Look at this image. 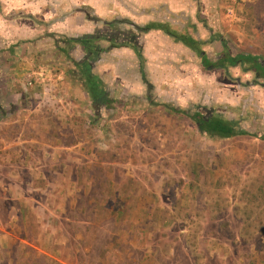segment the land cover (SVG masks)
Returning <instances> with one entry per match:
<instances>
[{
  "label": "rangeland",
  "instance_id": "1",
  "mask_svg": "<svg viewBox=\"0 0 264 264\" xmlns=\"http://www.w3.org/2000/svg\"><path fill=\"white\" fill-rule=\"evenodd\" d=\"M72 1L70 11L84 8L93 24L95 15L105 23L116 20L114 26L101 24L96 34L135 31L131 24L118 25L121 18L139 25L161 21L198 35L212 62L223 51L220 36L233 53L264 56V0ZM165 34L150 40L138 36L147 74L157 84L155 101L215 107L238 118L235 107L250 94L238 89L236 78L245 83L254 74L229 68L233 84L227 95L230 77L224 70L204 69L199 54ZM36 45L24 46V57L40 59L28 66L37 72L27 71L26 80L35 83L23 92H34L29 106L53 107L38 94L50 97L60 87L58 77L63 85L78 87L70 55L79 60L84 52L79 46L66 53L48 42ZM117 49L116 64L105 78L97 69L102 58L93 62L94 72L117 97L110 108L94 111L88 95L79 105L65 101L66 116H58L61 110L49 117L31 114L48 122L40 132L57 142L48 151L64 158H54L55 168L50 160L38 161L36 176L0 175V264H264V140L209 137L189 117L148 101L146 88L137 85V55L127 46ZM255 89L254 102L263 108H251L256 106L262 118L244 124L261 136L264 89ZM11 167L0 169L8 173Z\"/></svg>",
  "mask_w": 264,
  "mask_h": 264
},
{
  "label": "crops",
  "instance_id": "2",
  "mask_svg": "<svg viewBox=\"0 0 264 264\" xmlns=\"http://www.w3.org/2000/svg\"><path fill=\"white\" fill-rule=\"evenodd\" d=\"M72 5H75L72 0H0V104L2 109H4V114L0 112V168L3 164L14 166L10 168L8 173H3L0 169V175L9 174L12 177H19L28 174L36 176L40 174L39 167L36 165L38 161H44V164L47 165L50 160L51 167L55 168L54 158H64L61 152L56 156V151H48L52 148H57V146H53L54 143H57L56 141L52 140V138H47L40 132V129L50 126L48 122H43L42 119L37 121L33 119L31 114L34 113V117H36L37 112H45V116L49 117L50 114L52 115L54 112L61 110L57 113L58 116H66V113L63 112L70 113V110L63 109L64 102L66 101L67 106L68 102L73 104L80 103L81 100L86 102L88 93L78 80H76L78 87H71L65 85V83L63 85L65 81L58 77L55 80L58 81L60 87H56V91H51L52 87L50 88L47 85L43 87L44 89H50V97L43 92L38 94L42 101L48 102L52 100L51 103L53 105L56 104V106L52 105L53 107L43 108L39 105L29 106L28 98H32L31 95L34 92L25 93L23 88L27 89L35 83L29 77L26 80V75L28 74L27 71L37 72V70L28 66L34 63V59L39 63L40 56L35 58L32 56L24 57L26 52L24 46L27 44L30 45V48L31 46L35 48L36 44L39 45L40 42H48L53 44L52 47H55V40L49 35L50 33L77 36L87 33L93 34L98 28L102 29L103 25L101 24L105 21L102 17L95 15L96 17H93L95 23L93 24L92 19L87 17V10L81 8L71 12L70 7ZM68 9L69 11H67ZM39 17H42V19H39ZM55 17L57 21L53 19ZM162 32L161 30H151L144 34V37L150 40L151 37H160ZM79 51L81 52L82 50L79 49ZM133 52L135 53L134 50ZM237 52L248 53L241 50ZM118 54L119 50L113 48L109 52L104 53L102 60L98 61L97 69H101L100 74L104 78L116 64L117 60L115 58ZM250 54L257 55L256 53ZM135 55L137 54L135 53ZM106 57L108 58L106 59ZM45 58H48V56ZM145 59L147 62V58ZM54 61L56 62L57 60L54 59ZM48 62H46L47 65H53L50 61ZM49 66H47V69H50ZM25 68L28 69L26 70ZM53 68L56 69L55 66ZM49 72L51 73V69ZM43 74H46V72H43ZM141 76L138 78L137 85L139 86L138 88L145 90L146 86ZM51 78L54 79L53 77ZM152 82L157 89V84L154 81ZM80 107L78 106V108ZM80 112L83 113V110ZM79 144L81 143L79 142ZM46 154L48 155L46 156Z\"/></svg>",
  "mask_w": 264,
  "mask_h": 264
},
{
  "label": "trees",
  "instance_id": "3",
  "mask_svg": "<svg viewBox=\"0 0 264 264\" xmlns=\"http://www.w3.org/2000/svg\"><path fill=\"white\" fill-rule=\"evenodd\" d=\"M115 22L116 20L113 22L107 21L106 25L114 26ZM117 23L118 25L121 23L132 24L135 28L134 30L136 31H125L119 29L117 30L119 39H116V34L115 36L107 37L100 32L97 34L87 33L77 36H68L65 34L60 35L59 33L49 34L52 38H54L56 47L66 53H70V51L76 46H79V48L83 50L84 57L79 60L70 55V59L76 68L71 70V74L82 84L85 91L88 93L92 100L94 111L98 112L97 110L101 108V106L110 108L114 101L109 99V89L107 88L106 83L98 74L94 72L93 62L102 58V55L109 52L112 48L127 46L132 48L139 58L142 78L148 88V91L150 92L149 98L152 99L153 104L162 105L167 110L189 117L196 123L199 132L212 138L226 139L240 135H252L260 137L264 140V135L258 136V133L251 132L243 126L242 122L244 119H241V117L232 118L224 114L223 111L217 110L215 107L208 109L206 106H202L200 104H191L188 108H185L181 105H172L168 101L159 102L153 99L154 86L147 78L145 71L146 59L142 53V46L138 40V36L141 33H146L150 30H161L172 36L176 42L182 43L190 50L201 56V52L203 51L202 46L206 44V42L198 35L176 31L168 22L149 21L144 25H139L130 19L121 18L117 20ZM60 36H63L64 39L61 40ZM121 38H123V40H121ZM219 39L222 44L223 51L214 62L210 61L206 55L201 56L202 66L204 69L214 70L220 68L224 70L226 75L230 76V67H240L244 72H254L253 83L264 87V56L243 52L233 53L229 40L222 38V36H220ZM101 40H107L109 43L103 44L101 43ZM63 41L65 44L63 47H60V43ZM3 111L4 109H2L0 104V112H2V114H4Z\"/></svg>",
  "mask_w": 264,
  "mask_h": 264
},
{
  "label": "flooded vegetation",
  "instance_id": "4",
  "mask_svg": "<svg viewBox=\"0 0 264 264\" xmlns=\"http://www.w3.org/2000/svg\"><path fill=\"white\" fill-rule=\"evenodd\" d=\"M154 8V7H153ZM160 10H163V11H165V6L164 5H160ZM107 22V21H106ZM105 23V22H104ZM105 25H106V23H105ZM132 25V24H131ZM133 26V25H132ZM134 27V26H133ZM135 29V28H134ZM126 31V30H125ZM136 31V30H135ZM151 31V30H150ZM150 31H148V32H150ZM148 32H146V33H148ZM146 33H141V34H146ZM116 39H119L118 38V35L116 34ZM116 48H118V47H116ZM113 49V48H112ZM192 51V50H191ZM202 52H204V50L202 51ZM202 52H201V56H203V55H205V52L202 54ZM138 60H139V58H138ZM139 64H140V61H139ZM141 65V64H140ZM231 68V67H230ZM234 68H240V67H234ZM241 69V68H240ZM145 71H146V69H145ZM242 71V70H241ZM229 72H230V69H229ZM244 72V71H243ZM244 73H252V74H254V72H252V71H247V72H244ZM140 74H141V67H140ZM146 74H147V72H146ZM142 75V74H141ZM228 77H230L229 79V82H228V88H226V90L228 91V94L227 95H230V91H231V89H232V87H231V84H233L232 82H230V81H232L231 79H233V77H232V74L229 76V75H227ZM254 76V75H253ZM142 77V76H141ZM147 78H148V80L150 81V83H152V85L154 86V83L152 82V80L149 78V76H148V74H147ZM237 79V87H238V89H241V88H245L246 89V91H249V93L248 94H250V97H249V99H245L244 101V104H242V105H240L241 107H235V109H238V118L239 117H241V119H244L243 121L244 122H242V124H243V126H245V121L246 120H248V118H250L253 122H256L259 118H262V115L261 114H259L258 113V110H257V107L256 106H254L253 108H251V106L252 105H254V104H257V106L259 107V108H263L262 106H260V105H258V103H257V101H256V103L254 102V100L256 99V97H257V92L255 91L256 89V86H260L262 89H264V87L262 86V85H259V84H254L253 83V77H252V80L250 81H247V82H245V83H242L241 81H239V79L238 78H236ZM142 80H143V78H142ZM143 83H144V81H143ZM145 84V83H144ZM145 86H146V84H145ZM244 89V90H245ZM154 90H155V86H154ZM154 90H153V92H154ZM241 91V90H240ZM246 91H242V94H244V93H246ZM230 92V93H229ZM149 96H150V92L148 91V88H147V86H146V95L144 96L148 101H150V102H152V99L151 98H149ZM231 96V95H230ZM116 98L117 97H115L114 95L112 96V94H111V92L109 91V99L110 100H113L114 102H115V100H116ZM119 98V97H118ZM153 99L154 100H156L154 97H153ZM248 101V102H247ZM114 104V103H113ZM234 106H235V104H234ZM232 118H236V117H232ZM251 121V122H252ZM259 121V120H258ZM257 123V122H256Z\"/></svg>",
  "mask_w": 264,
  "mask_h": 264
},
{
  "label": "water",
  "instance_id": "5",
  "mask_svg": "<svg viewBox=\"0 0 264 264\" xmlns=\"http://www.w3.org/2000/svg\"><path fill=\"white\" fill-rule=\"evenodd\" d=\"M204 52H202V54H203Z\"/></svg>",
  "mask_w": 264,
  "mask_h": 264
}]
</instances>
